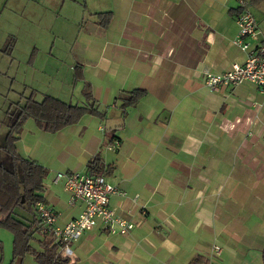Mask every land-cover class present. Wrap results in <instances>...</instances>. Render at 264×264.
<instances>
[{
  "label": "crops",
  "instance_id": "0c3cea01",
  "mask_svg": "<svg viewBox=\"0 0 264 264\" xmlns=\"http://www.w3.org/2000/svg\"><path fill=\"white\" fill-rule=\"evenodd\" d=\"M90 1L93 10L82 5L92 23L84 30L83 10L81 37L73 35L67 47L81 52L70 84L75 92L77 81H82L79 92L89 90L103 114H85L55 132L29 122L33 136L27 134L25 154L49 169L60 154L71 155L73 146L91 145L89 153L94 154L88 159L100 156L98 146L105 147L107 154L100 158L103 169H110L104 175L125 193L111 195L110 206L134 227L127 234H110L98 223L72 243L70 262L264 264V94L250 82L211 90L203 80L205 70L218 73L245 60L246 53L232 43L238 32L237 0ZM246 7L264 37V0H249ZM9 38L13 44L5 47ZM15 45V36L7 35L0 56L11 57ZM54 48L53 43L49 53L54 54ZM37 50L31 48V68ZM133 89L144 94L125 107L119 97ZM115 102L121 103V127H110L109 138L97 142L94 133L101 122L94 119L95 127L87 120L107 119L106 110ZM82 122L86 126L81 136L79 130H68ZM9 125L0 130L3 164L10 157L5 150ZM22 139L20 133L17 149ZM114 140L119 144L111 149ZM49 177L40 193L58 212L57 224L63 225L82 206L68 204L63 185ZM45 237L52 238L41 235L39 250ZM213 245L221 248L217 258L211 256ZM15 260L34 264L13 256L8 264Z\"/></svg>",
  "mask_w": 264,
  "mask_h": 264
},
{
  "label": "rangeland",
  "instance_id": "374dc122",
  "mask_svg": "<svg viewBox=\"0 0 264 264\" xmlns=\"http://www.w3.org/2000/svg\"><path fill=\"white\" fill-rule=\"evenodd\" d=\"M4 1H7L5 7L3 6ZM82 3L93 10V2L90 0H63V3H61V0H0V46L7 35L12 34L16 38L13 57L0 56V130L4 125L13 122L20 110V106L24 104L32 89L35 100H40L44 94H50L63 100L65 99L64 101L72 104L81 105L87 102L85 95L79 92L82 81H77L78 85L75 87V92L72 87L73 84H70L74 73L73 67L80 63V49L79 47L77 49L72 48V45L67 48L70 40L72 43L74 42L75 37L73 35L77 36L81 33L79 22L82 20L83 10L86 9ZM84 16L83 28L86 30L91 25L92 20L88 10H85ZM80 37L79 34L78 38ZM53 43L55 45V56L48 51L49 46L53 45ZM33 46L39 49L37 50L38 57L35 68H31L27 63ZM38 66L40 69H38ZM68 90L69 92H67ZM126 95L125 93L119 97L121 103H123V96ZM90 100L92 101L91 98ZM121 103L112 104L106 110L107 119L88 118L87 121H91V124L95 125V127L98 121L101 122L102 128L94 133L95 137H97V142L103 136L105 139L109 138L108 135H111L110 127H121ZM109 104H111V101ZM32 120L27 119L21 127L20 133L25 135L26 140L22 139L23 142L18 144L16 151L21 157L35 160L30 153L25 154V150H29L30 146L27 134L28 136H33V129H31L30 125L35 124V121ZM93 121L96 124H93ZM29 122L31 124H28ZM83 123L78 124L76 126L77 129L68 128V130L72 132L79 130L78 134L81 136L80 132L82 133L84 126H86V123ZM23 146L25 149H23ZM104 149L105 147L100 148L99 146L96 149L100 150V156L103 159L107 154ZM91 150V145L88 148H82L79 145L77 147L73 146L71 155L60 154L62 158H60L58 163L53 162L49 169L45 167L47 174H45L44 181H47L49 172L52 174L49 179L51 178L52 180L58 172L57 170L68 171V168L73 172H80L83 168L85 170L89 154H94L89 153ZM52 153L55 154L57 151L53 149ZM5 160V166L11 168L10 157ZM50 160H53V158L50 157ZM58 182L63 185L62 180ZM16 212L19 215L22 214L26 218H30L29 214L18 208ZM40 238V232L35 230L30 242L31 247L39 250L40 244L38 240ZM12 251L13 234L10 230L0 226V264L9 263L13 256ZM26 257L32 263L37 264L31 252H25L21 259ZM12 264H17V260L13 261ZM20 264H22V261Z\"/></svg>",
  "mask_w": 264,
  "mask_h": 264
},
{
  "label": "trees",
  "instance_id": "16d2710c",
  "mask_svg": "<svg viewBox=\"0 0 264 264\" xmlns=\"http://www.w3.org/2000/svg\"><path fill=\"white\" fill-rule=\"evenodd\" d=\"M108 16L109 14L107 18ZM12 44L13 39L9 38L5 47H10ZM143 94V89L129 91L122 98L123 105L128 107L135 104ZM84 95L87 102L81 105L63 101L50 94H44L41 100H35L30 96L20 106L15 119L9 125L5 150L10 155L12 166L7 168L0 162V226L13 234L12 254L15 258H21L25 252L29 251L38 264H72L69 256L62 255L57 250L56 245L52 243V238L45 237L47 240H43L41 250H36L30 245L33 232L37 230L40 222L34 206L37 201H43L40 192L43 189L47 169L36 160L21 157L16 151V142L19 139L22 123L27 118L33 119L40 129L55 132L78 122L85 114L102 115L94 101L90 100V91L86 90ZM103 164L100 156L96 154L86 162V172L109 173L110 166L103 169ZM17 208L29 214L30 218L19 215L16 212ZM262 257L264 262V247Z\"/></svg>",
  "mask_w": 264,
  "mask_h": 264
},
{
  "label": "built area",
  "instance_id": "2783aa9c",
  "mask_svg": "<svg viewBox=\"0 0 264 264\" xmlns=\"http://www.w3.org/2000/svg\"><path fill=\"white\" fill-rule=\"evenodd\" d=\"M248 1L237 0L238 32L232 39V43L246 53L245 60L242 63H232L222 72L205 70L203 80L211 90L236 87L250 82L264 94V37L260 35L255 16L246 7ZM118 144L119 142L115 140L108 147L114 149ZM60 180L63 181V187L69 195L68 204L81 203L82 208L77 216L59 225L58 212L43 201H37L34 209L40 220L37 230L41 235L51 236L62 255L71 256L72 243L98 223L110 234H127L134 227L132 221L115 213L111 208V195L125 196V193L112 185L104 174L58 171L53 181L57 183ZM220 253L221 248L213 245L212 257L217 258Z\"/></svg>",
  "mask_w": 264,
  "mask_h": 264
}]
</instances>
